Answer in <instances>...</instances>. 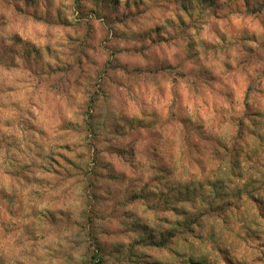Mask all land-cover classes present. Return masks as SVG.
<instances>
[{
    "label": "rangeland",
    "instance_id": "rangeland-1",
    "mask_svg": "<svg viewBox=\"0 0 264 264\" xmlns=\"http://www.w3.org/2000/svg\"><path fill=\"white\" fill-rule=\"evenodd\" d=\"M0 264H264V0H0Z\"/></svg>",
    "mask_w": 264,
    "mask_h": 264
}]
</instances>
